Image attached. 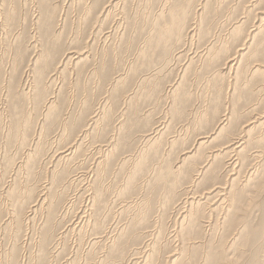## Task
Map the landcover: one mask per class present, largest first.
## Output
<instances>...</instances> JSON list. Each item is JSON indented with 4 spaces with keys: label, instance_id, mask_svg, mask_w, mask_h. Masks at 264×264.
<instances>
[{
    "label": "rangeland",
    "instance_id": "374dc122",
    "mask_svg": "<svg viewBox=\"0 0 264 264\" xmlns=\"http://www.w3.org/2000/svg\"><path fill=\"white\" fill-rule=\"evenodd\" d=\"M109 1L110 0H0V103L5 109V112L3 111L4 114L0 115V192L5 191L2 190V187H4V189H8L7 186L9 185L13 187V189L15 190H13V192L18 194L19 197L21 194L18 193V191H20V189H22L23 187V196L21 195L19 198L20 202H23L21 204L23 205L24 210L29 212L28 206L32 205L36 201L38 196L42 193L41 188L45 186H50V182H52L51 177L53 176V170L55 169L54 166L57 161L63 159V162L58 167V169L68 168L70 169V172H72L70 173V175H82L81 173L86 174L87 172L86 175L89 181L88 184V181L86 182L85 180L83 181V185L82 183L78 184L77 182H75V186L71 185L67 188L68 197L75 200L78 195L81 194L78 193V191L80 192V187L88 186L92 182V180L96 178L93 172L97 168L96 164H98L100 160H105V158H107V155L114 149L113 145H117L114 150V153L110 154L107 158L109 162V164L107 165L108 167L105 164H103L102 167L103 177L101 178L100 183H102L103 186L105 185L104 189L106 198L108 200H111V202L113 201L115 206H113L110 202V204L113 206L112 209L114 208L113 211L109 213V218L107 222V227H109L107 230L110 234L108 232L105 233L106 236L102 241L99 242L100 245H98L96 239H93L94 234L88 233L86 235H80L78 232L79 229H77L76 232L75 230H73V225L76 218V215H74L73 213L71 216L67 215L65 217V220L63 219L64 217L60 218L55 233L56 239L52 238L48 241V243L50 244L48 248H44V253L46 255L44 254V257L42 258L40 256L39 248L40 240L42 237V230L40 229V226L42 225L40 223V218H34L33 221L22 219V217L17 218V220L15 218V220H13V222H15H12L13 224L7 227L6 220L9 215H6V212L4 213L5 209H7L6 207H4L3 214L1 215L2 223L4 225L0 224V264H98L107 255H109V252L111 251L110 246L113 244L112 242H114L116 238L120 237L122 234L125 233H123V230L129 220L128 218H130L129 215L136 214V217H138L137 214L142 215L145 213L149 214L151 224H155L157 223L156 221H158L159 225L156 228L155 232L160 233L159 228H162L163 234L161 239L157 242L158 247H155L156 252L153 256L152 264H171L170 259L172 256H170L169 254H172L176 250H174V248H176V245L179 242L177 243L173 240V238H168V233L170 230L173 229L174 220L178 218L179 215L177 211L174 210V212L171 213L170 217L172 221L168 217L163 221H159V214H157V212L154 213L153 210H155L160 205V196L158 195L157 190L148 188L149 186H147L149 185L148 179L150 180L152 178V175L150 176L151 172L153 171L152 169H168L170 165L175 166L177 164V159L179 155L182 154L184 149L187 147H191L196 138L199 137L201 134L210 131V129H212L213 126H215L222 118V112H224L225 109L227 110V112H231L229 128L231 127L233 129L234 127L233 132H240L243 133L245 136L246 129L252 126H246V123L249 124V122L252 121L256 115L264 113V90H262L264 89V76L260 77L264 74V70L261 72V74H258V72H255L254 70L258 66L264 69V63H262V61L264 60H262V57H264V47L258 50H254L255 45H252V40H249V30L255 24V21L253 20H255L256 16H254V14L256 13L255 15L258 16L260 13L257 14V12H259V10L264 9V0H259L260 3L257 4V6L251 10L254 13L248 11L252 8H250L248 5L253 2L256 3L258 0H213L212 5L215 6L216 4V10L214 11L215 13L217 12L216 15L214 14V12H211L213 13V15L209 14L208 10L209 8H211V5L208 6L209 8L206 10V12L203 11L204 8L203 10H200L201 12H203L205 18V20L201 24L202 27H198V36H200L199 38H201V42H199L198 37L188 39L190 40V42L187 40V46H183L181 44L183 48L186 46L184 48L183 53L181 54L182 57H180V54V56L175 55L177 50L180 51L179 49H183L182 47H178L169 56V60L167 62L164 58L165 54L161 51V49H154V52V50L150 46H148L146 41L147 37L152 32H155V30L157 29V25L155 26L154 24L157 15L159 14L157 11L160 10L159 12H161V8H163V3L166 0H119L120 3L118 4V6L116 5V7H110L112 9V12L110 11V8H107ZM220 1H223V3ZM239 1L241 3H239ZM245 1H247L248 4L247 2L245 3ZM177 2H179V0H175L174 4H177ZM225 3H228L229 5ZM224 4L227 8L228 6L230 8L226 10V8L223 7ZM244 7H246V9L248 8L247 11ZM106 13L109 15H107ZM250 13L253 15L254 19ZM242 16H246L242 18V21L245 20L247 22L244 21L240 28L242 29L240 30L241 33L239 32V34H237L235 32L234 24L236 25V22ZM215 20L217 21L215 22ZM208 24L210 25L209 27L212 30L209 35H206L205 32L203 33L202 30L204 29L202 28H206ZM247 25H249V27ZM247 30L248 32H246ZM199 32L202 34L200 35ZM220 35L221 37H223L220 38ZM211 36H214V38H211ZM234 36L238 38L239 42H237L238 40H233L235 38ZM240 37H243L244 39H241ZM226 38L228 41L226 40ZM194 40L196 44L199 43L200 45H196L194 43ZM242 41L243 44H241ZM226 42L229 43L227 46L228 48L226 47ZM182 43L184 44V41ZM189 43H191V45H189ZM192 43L194 44V46H192ZM221 43L225 44L222 45ZM215 44L217 46L224 47V50L226 51L225 54L223 52L224 58L226 59L224 60L225 62H228L229 58L231 59L233 56H236L242 51H247L249 53V55H244L245 59L242 58L244 65H242V60L241 63H239L240 65L237 64V66H239L240 68V71H244V75L242 76L243 79L240 78L238 80L236 79L237 77H235L237 66H233L231 71L228 70L229 68H223V62V65L220 64L218 66H215L214 63L213 65H210V62L208 61L210 60L208 50L210 49L211 45ZM230 44H232L233 46ZM234 46H236L237 48ZM240 46L245 49L239 51L238 49L241 48ZM248 48L253 49L249 52ZM228 49L232 53L228 52ZM77 50H79L80 52L86 50L85 54L83 55L84 59L81 60L80 63L77 58H72V60L68 62L69 65L65 64L66 66L64 65L63 67L59 66V64H62L61 61L63 60L62 56L64 55V52L71 51L72 53H70V55L76 56L79 54V51ZM196 50L197 52H195ZM144 51L148 52L143 55ZM200 51H203V53ZM234 51L236 52L233 54ZM251 51H254V55L253 53L251 54ZM259 51L261 52L260 54ZM227 52L229 54H227ZM194 53H198V57L200 56V58H198L200 64L198 62H195V65L202 68H194L195 73V69H198L196 75L192 76L193 73L191 72L193 71L189 73V76H191L189 77V81L191 80L189 82V91L191 92L192 97L195 95V98L193 97L194 99H192V97L190 96V100L186 101V103L188 102L186 106V103L181 102L180 100H178L177 102L174 101V90L171 88V85L172 83H175L179 80L183 68L185 67L186 62L188 60L187 58H189L190 56L192 57V55H195ZM204 54H207L208 57L206 58V55ZM252 55L255 58L252 57ZM203 56L206 58V61ZM172 57H174L175 59ZM178 57H180V59ZM246 58H248L249 60ZM256 58L257 61L260 59L259 62L256 61ZM253 59L255 60L253 61ZM181 60H183V62ZM255 63H258L260 65L257 66ZM241 65L244 69H241ZM248 65L251 70L249 69ZM158 66H160L159 68L161 69V75L159 72L156 73V71L160 70ZM207 67L209 69H207ZM164 68L166 69V71H164ZM203 69L204 71H202ZM220 71L222 72L219 73ZM24 73H26L27 75L29 74V78L31 80L26 86H24L23 83V86L26 87L25 91H30L31 88L34 86H36L34 87V89H36L35 92H33L34 104H25L26 110L29 109L28 111H30L32 109L33 111L32 118L34 120V123L33 126L27 131L26 142L24 144H21L19 137L16 133V131H18V128L16 129L18 117L16 115V112L14 111V104H18L19 101L17 100V98L14 97V94L16 93V91H20V88L18 87L19 80L22 78V75H26ZM152 73H155L156 76ZM246 73L249 74L247 75ZM253 73L257 74H254L252 76ZM197 74L199 78H197ZM213 74H216L215 77ZM118 75H120V78H123L119 79V83L117 82L118 85L123 83L122 85L124 86L122 87V85H119V88L116 89L115 87L117 83H115V80L117 79ZM149 75H151L150 79L148 81L146 80L145 82H143L144 76L149 77ZM152 77L155 79H153ZM215 78H217L218 80H216ZM51 81H53V83ZM231 81L233 85L230 83ZM140 82L142 85L140 84ZM215 83H217L219 87L217 85L215 86ZM245 83L249 85L247 86ZM191 84L193 85L192 87ZM195 84L197 85L196 87ZM206 84L209 89L206 88ZM226 84L228 85L226 86ZM235 85H237V87ZM44 86L45 88H47L46 94L50 91L56 92L55 96L57 97L56 100L58 102L59 108L57 113L58 116L49 115L46 117V115H48L47 111H49L46 102L44 103V101L46 100H44L43 97L39 96V92L37 91L40 90L38 89L39 87L43 88L44 90ZM243 86H245L244 90ZM28 87L30 89H28ZM204 87L207 90H205ZM215 87H218L219 90L217 88L215 89ZM222 87H224V89L227 87L228 88L224 90ZM146 89L153 92L155 91L153 94H156L154 96L152 95L151 98L144 99L143 91H145ZM156 90L158 91V93ZM203 91H206V93ZM208 91L212 93L210 94ZM141 92L142 94H140ZM202 92L206 95V97L205 95H203ZM213 92L215 95L213 94ZM219 92L221 93L219 94ZM233 92L236 94V98L234 97ZM157 94L159 98L156 97ZM211 96L213 98H216L211 100ZM129 97L134 99V103L132 99L130 100ZM155 98H157L158 100ZM203 98H205L206 100L204 99V101H202ZM233 99L235 101H233ZM150 100L152 102H150ZM156 100L157 103L155 102ZM222 101L223 103H221ZM20 103H22V101H20ZM135 105L139 106L137 107ZM218 105H220L221 108ZM174 106L180 107L184 115L181 114L179 116L176 110H174ZM98 107L100 108V111ZM199 107L200 109L197 111ZM211 109H213V111ZM184 111H186V113ZM95 113L98 116L96 117L98 121L91 125L92 128L90 129L88 123H90L91 121L90 117H92V115H95ZM232 113H234L236 116ZM185 114L188 116H186ZM203 115L207 118L205 117L206 119H202ZM197 116L198 125L196 126L195 123H192V121ZM212 117H215V119L213 120ZM207 119L208 123L206 122ZM204 123L206 125H203ZM192 124L194 125L192 126ZM243 125H245L244 128L242 127ZM87 126L89 127L88 131H84L83 129H85ZM106 126L108 127V129ZM204 126L208 127L204 128ZM157 129L160 130L157 131ZM262 132H264L263 124L260 125L258 129L254 132L255 134L252 133L253 136L251 135V138L258 136V134L260 135ZM81 133L84 134L82 136H79L81 140H76L78 139V135H80ZM147 133L148 135L151 134L152 136L158 133L155 136L156 139H158L156 140V145L152 148V150L148 147L149 149L146 148L147 151H143V146L145 144L147 146H150L152 144L151 141L145 140L146 138H149L147 137ZM176 135L178 136L176 137ZM111 138L114 139L112 140ZM160 138L161 141L159 140ZM223 138L221 137L217 141L212 142V145L221 144L225 139ZM184 139H186L187 142ZM153 140L155 141V139ZM49 141L52 142V144ZM255 142L250 143L251 148H249L251 151L249 150L247 154L253 152V149H257V144ZM72 143H76L74 144L75 146ZM20 147L23 148L21 149ZM67 147L70 149L69 151L71 153L66 155L64 152H62L61 154V151L67 149ZM155 149L157 150L155 151ZM206 150L208 152L209 149ZM34 153L35 157L32 155ZM145 154L150 157L148 162L149 173L148 171L145 172L147 173V179L144 173L139 174L136 180V188L133 191L127 193L126 195H120V192L123 191L122 188L126 187L127 185L126 182L128 180V177L135 170V164L137 160H140L143 156H145ZM95 157L96 159H94ZM28 158H30V163H28V166L19 169L21 163L27 160ZM125 158H127L128 160ZM124 160H127L125 165H123ZM69 162L71 163L69 164ZM79 163L82 164L80 165ZM263 163L264 159L258 161L250 157L248 166H254V164H256V167L258 166L260 169H262L264 168ZM191 164L192 163L188 161L186 165H184V169L189 170L191 168ZM87 166L89 167L86 169ZM98 168L100 167L98 166ZM73 170L75 171L73 172ZM225 174L226 173H224V175ZM27 176L29 179L27 178ZM224 179L225 177H223L222 175V180ZM245 179L246 177H242V182H244ZM245 183L246 182H244L243 184ZM262 187H264V172L262 176L256 178V180L253 181V183L248 187L251 195L255 196L256 200L253 201L254 203H260L262 201L261 203L264 204V188ZM119 195L121 196V198ZM117 196L119 197V199L117 198ZM89 197L90 196L88 195V192L85 193L84 203L86 202V200H89ZM126 198L128 200H131V203L129 204L131 207L129 208L133 207L131 210L129 209L128 211H125L124 209H128L127 206L129 205L125 206L124 204H122V201ZM146 198L148 199V201L146 200L147 202H141L143 199ZM113 199L116 201H114ZM18 209L20 210L21 206ZM146 210H148L149 213H147ZM171 210H173V208H169V212ZM248 210L249 213H246V221L248 228L246 232L242 233V235L240 236H236V233L238 232H236L237 225L234 227L225 226L219 229L216 228L212 232V234L211 232H208V230L206 239L209 240L207 242L199 246L197 245V248H190L185 246L183 249H181V254L183 253L182 261H188L187 264H220V262L223 261V257H225L227 259V264H264V213L262 214L260 206H254L253 203L250 209ZM116 215H119V218H115ZM147 223L149 224V222ZM111 224L113 226H111ZM134 228V230L133 227L132 229H125L126 231L128 230V232L131 231V233L125 234L124 238L121 240V242L125 244L124 246L126 248L124 247L113 257L106 259V261L112 260V263L114 264H133V262L134 264H140V257L144 256L147 252H149V249L153 247L151 245L154 240V235L148 234V230L145 229V227L143 228L142 225L135 226ZM148 229L150 230L152 229V227ZM157 229L159 230L157 231ZM172 240L173 242H171ZM143 251L146 252L143 253ZM176 257H178V255ZM180 262L174 264H182Z\"/></svg>",
    "mask_w": 264,
    "mask_h": 264
},
{
    "label": "bare ground",
    "instance_id": "6f19581e",
    "mask_svg": "<svg viewBox=\"0 0 264 264\" xmlns=\"http://www.w3.org/2000/svg\"><path fill=\"white\" fill-rule=\"evenodd\" d=\"M177 1V0H176ZM213 0H179V2H177V4L175 3V0H166L163 3V8H161V12L157 11L159 14L157 15V18L154 22L155 26L157 25V29L155 30V32H152L146 39L148 46H150L153 50L154 49H161V51L165 54L164 58L166 59V62L169 60V56L172 54V52H174V50H176L178 47H182L184 45H186L188 42V39H193L195 37H200L198 36V27H202L201 24L203 23V21L205 20L203 12H201L200 10L204 8L203 11L206 12V10L209 8L208 6L211 5V8H209V14H212L211 12H214L216 10V4L215 6H213L212 4ZM248 1V0H247ZM245 1V3L247 2ZM250 1V0H249ZM254 1V0H253ZM223 3V1H220ZM252 2V1H251ZM120 3L119 0H110L107 8L110 7H116V5L118 6V4ZM161 3V1H160ZM221 3V4H222ZM229 3V1H228ZM225 3V4H228ZM239 3H241L239 1ZM260 1L258 0L256 3L253 2L251 4H249L248 6L251 8L248 11H251L253 8H255L257 6V4H259ZM224 4L223 7L226 8V10L228 8H230L228 6V8L226 7V5ZM248 4V2H247ZM263 4V1H262ZM229 5V4H228ZM239 5V4H238ZM261 5V4H260ZM259 5V6H260ZM103 6V5H102ZM120 6V5H119ZM124 6V5H123ZM106 7V6H105ZM121 7V6H120ZM213 7V8H212ZM220 7V6H219ZM123 8V7H122ZM221 8V7H220ZM224 8V9H225ZM233 8V7H232ZM246 9V7H244ZM260 8V7H259ZM114 9V8H113ZM117 9V8H116ZM213 9V10H212ZM222 9V8H221ZM223 9V10H224ZM248 9V8H247ZM246 9V11H247ZM258 9V8H257ZM112 9L110 8V11ZM212 10V11H211ZM119 11V10H118ZM230 11V10H229ZM234 11V10H233ZM258 11V10H257ZM112 12V11H111ZM202 14H201V13ZM253 12V11H251ZM217 13V12H216ZM216 13L214 12V14L216 15ZM233 13V12H232ZM254 13V12H253ZM260 13L258 16L254 14L255 20L253 15V21H255V24L253 25V27L249 30V40H252V45L254 44L255 48L254 50H258L260 48L264 47V9L263 10H259V12H257V14ZM107 14V13H106ZM249 14V17H250ZM109 15V14H107ZM206 15V13H205ZM214 15V16H215ZM218 15V14H217ZM228 15V14H227ZM231 15V14H230ZM248 15V14H245ZM213 16V18H214ZM108 17V16H106ZM120 17V16H119ZM208 17V16H206ZM211 17V16H210ZM228 17V16H227ZM231 17V16H230ZM246 17V16H242L239 20L236 22V25L234 24V28H235V32L237 34H239L241 25L244 23V21H242V18ZM248 17V18H249ZM118 19V17H117ZM116 19V20H117ZM208 19V18H207ZM216 19V18H215ZM227 19V18H226ZM231 19V18H230ZM258 19V20H256ZM120 20V19H119ZM248 20V19H247ZM214 21V20H211ZM217 20H215L216 22ZM230 21V20H229ZM232 21V20H231ZM258 21V22H257ZM247 22V21H245ZM250 22V21H249ZM235 23V22H234ZM257 23V24H256ZM225 24V23H224ZM251 24V23H250ZM210 25L208 24V26L206 28H202L204 30L203 33L205 32L206 35H209L211 32V28L209 27ZM233 26V25H232ZM245 26V24H244ZM249 27V25H247ZM246 26V27H247ZM245 27V28H246ZM115 29V28H114ZM200 29V28H199ZM116 30V29H115ZM119 30V29H118ZM201 30V29H200ZM199 30V31H200ZM231 30V29H230ZM248 30L246 32H248ZM201 31V32H202ZM110 32V31H109ZM230 32V31H229ZM243 32V31H242ZM231 33V32H230ZM233 33V32H232ZM241 33V32H240ZM105 34V33H103ZM199 34L201 35L202 33L199 32ZM243 34V33H242ZM248 34V33H247ZM246 34V35H247ZM219 35V34H218ZM232 35V34H231ZM235 35V34H234ZM244 36V35H242ZM106 37V36H105ZM110 37V36H109ZM108 37V38H109ZM209 37V36H207ZM206 37V38H207ZM223 37V36H222ZM220 35V38H222ZM235 37V36H234ZM246 37V36H245ZM248 37V36H247ZM101 38V37H100ZM107 38V37H106ZM186 41H185V39ZM211 38H214V36H211ZM219 38V39H220ZM228 38V37H227ZM226 38V40H227ZM236 38V37H235ZM233 40H238V38ZM241 39L243 37H240ZM96 39V38H95ZM240 39V42H241ZM244 39V38H243ZM97 40V39H96ZM197 40V39H196ZM201 38H199V42ZM213 40V39H212ZM225 40V38H224ZM232 40V41H233ZM184 41V44L182 43ZM190 42V40H188ZM198 41V40H197ZM207 41V40H206ZM210 41V40H209ZM208 41V42H209ZM228 41V40H227ZM187 42V43H186ZM193 42V41H192ZM217 42V40H216ZM223 42V40H222ZM239 42V40L237 41ZM246 42V41H245ZM248 42V41H247ZM195 43V40H194ZM198 43V42H197ZM220 43V42H219ZM227 43V42H226ZM232 43V42H231ZM250 43V42H249ZM250 43V44H251ZM183 46H182V45ZM193 44V43H192ZM196 44V43H195ZM214 44V43H213ZM222 44V43H221ZM225 44V43H224ZM222 44V45H224ZM229 43H227L226 47L228 46ZM234 44V43H233ZM236 44V43H235ZM243 44V41L242 43ZM239 44V45H241ZM246 44V43H245ZM248 44V43H247ZM189 45H191V43H189ZM196 45H200L199 43ZM210 45V44H209ZM232 45V44H230ZM187 46V45H186ZM185 46V47H186ZM194 46V44L192 45ZM206 46V45H205ZM233 46V45H232ZM238 46V44H237ZM251 46V45H250ZM184 47V48H185ZM190 47V46H189ZM236 47V46H234ZM241 47V46H240ZM184 48L180 51H176L175 55H181L184 51ZM195 48V47H194ZM202 48V47H201ZM208 48V46H207ZM228 48V47H227ZM226 48V49H227ZM237 48V47H236ZM191 49V48H190ZM198 49V48H196ZM231 49V48H230ZM245 48L241 47L238 50L242 51ZM249 49V48H248ZM253 48L249 49L252 50ZM87 50V48H86ZM86 50L80 52L79 50V54L78 55H70V52H64V55L61 58V63L59 64V66L63 67L65 64L69 65V61L72 60V58H77L79 60V63L81 60L84 59L83 55L85 54ZM189 50V49H188ZM229 50V49H228ZM232 50V49H231ZM67 51V50H66ZM73 51V50H72ZM204 51V50H203ZM203 51H200L203 53ZM246 51V50H245ZM76 52V50H75ZM73 52V53H75ZM148 52V51H147ZM146 51L143 52V55H145L147 53ZM155 52V50H154ZM189 52V51H188ZM197 52V50L195 51ZM226 53V51L224 50V47L221 46H217L215 45H211L210 49L208 50V55L210 56V60H208L210 62V65L214 63L215 66L218 65H223L222 62L224 63L223 68L228 70H231L232 67H236L237 64L241 63L242 58H244V55H249V53L246 51H242L240 53H238L236 56H233L231 59H228V62H225L224 60H226L224 58V55ZM230 52V50L228 51ZM227 52V54H229ZM236 51L233 52V54ZM254 52V51H253ZM251 51V54L253 53ZM264 52V51H263ZM262 52V53H263ZM191 53V52H190ZM207 53V52H206ZM232 53V52H230ZM258 53V52H257ZM261 52L259 51V54ZM185 54V52H184ZM195 55H192V57L190 56L189 58H187V62L185 67L183 68V71L181 73V76L179 78V80L175 83H172L174 81H172V89L173 91V96H174V101H178L180 100L181 102L186 103V101H189L190 98L192 97L191 92L189 91V73L191 71L192 76L196 75V73L194 72V68H197L198 66L195 65V62H200L198 61V58H200V56L198 57V53H194ZM226 54V56H227ZM256 54V53H255ZM142 55V57H143ZM174 55V56H175ZM179 55V56H180ZM187 55V53H186ZM185 55V56H186ZM202 55V54H201ZM206 58L208 57L207 54ZM254 55V53H253ZM252 55V57H254ZM184 56V57H185ZM146 57V56H145ZM144 57V59H145ZM149 57V56H148ZM182 57V55L180 56ZM180 57H178L180 59ZM204 57V56H203ZM202 57V58H203ZM248 57V56H246ZM261 57V56H260ZM259 57V58H260ZM37 58V57H36ZM171 58V57H170ZM174 58V57H172ZM177 58V57H176ZM186 58V57H185ZM184 58V59H185ZM201 58V59H202ZM205 58V57H204ZM205 58V61H206ZM255 58V57H254ZM139 59V58H138ZM143 59V58H142ZM143 59V60H144ZM175 59V58H174ZM245 59V58H244ZM248 59V58H246ZM264 59V57H262V60ZM37 60V59H36ZM39 60V59H38ZM142 60V61H143ZM151 60V59H150ZM159 60V59H158ZM178 60V59H177ZM249 60V59H248ZM252 60V59H251ZM255 59H253L254 61ZM260 60V59H259ZM259 60L256 61L259 62ZM183 62V60H181ZM204 61V60H202ZM201 61V62H202ZM160 62V61H159ZM164 62V61H163ZM177 62V61H176ZM248 62V61H247ZM37 63V61H36ZM173 63V62H172ZM197 63V64H198ZM243 60H242V65L243 64ZM246 63V62H245ZM249 63V62H248ZM262 63H264V60L262 61ZM171 64V63H170ZM180 64V63H179ZM185 64V62H184ZM200 64V63H199ZM202 64V63H201ZM205 64V63H204ZM253 64V63H252ZM251 64V65H252ZM256 64V63H255ZM165 65V64H164ZM209 65V64H208ZM240 65V64H239ZM241 65V67H242ZM257 66L260 64H256ZM264 65V64H263ZM35 66V65H34ZM58 66V67H59ZM66 66V65H65ZM168 66V65H167ZM179 66V65H178ZM253 66V65H252ZM103 67V66H102ZM137 67V66H136ZM160 66H158L159 68ZM169 67V66H168ZM167 67V68H168ZM249 67V65H248ZM247 67V69H248ZM157 68V69H158ZM162 68V67H161ZM182 68V67H181ZM200 68V67H198ZM202 68V67H201ZM200 68V69H201ZM204 68V67H203ZM212 68V66H211ZM239 66H237V70H236V74L235 77H237L236 79H240L242 78V76L244 75V71H240ZM246 68V67H245ZM255 68V67H254ZM262 67L258 66L256 67L255 72H258V74L264 70ZM65 69V68H64ZM68 69V66H67ZM160 69V68H159ZM165 69V68H164ZM207 69H209L207 67ZM241 69H244L243 67ZM250 69V67H249ZM32 70V69H31ZM57 70V69H56ZM138 70V69H137ZM154 70V69H153ZM221 70V68H220ZM251 70V69H250ZM102 71V70H101ZM133 71V70H132ZM135 71V70H134ZM155 71V70H154ZM161 69L156 71V73H160L161 75ZM166 71V69L164 70ZM201 71V70H200ZM204 71V69L202 70ZM219 71V69H218ZM232 71V70H231ZM44 72V71H43ZM96 72V71H95ZM222 71H220L219 73H221ZM226 72V71H225ZM224 72V73H225ZM230 72V71H229ZM247 72V71H246ZM249 72V70H248ZM135 73V72H133ZM132 73V74H133ZM206 73V72H205ZM232 73V72H231ZM251 73V72H250ZM26 74V73H24ZM151 74V73H150ZM153 74V73H152ZM200 74V73H199ZM218 74V73H217ZM223 74V73H222ZM247 74V73H246ZM249 74V73H248ZM247 74V75H248ZM256 75L257 73H253V75ZM38 75V74H37ZM134 75V74H133ZM136 75V74H135ZM155 75V73L153 74ZM214 75V74H213ZM216 75V74H215ZM214 75V77H215ZM220 75V74H219ZM51 76V75H50ZM156 76V75H155ZM229 76V75H228ZM258 76V75H257ZM264 74L260 77H263ZM30 75L26 74V75H22V78L19 80V90L20 91H16V93L14 94V97L17 98V100L19 101L18 104H14V111L16 112L17 115V123H16V129L18 128V131H16L17 136L19 137V140L21 142V144H24L26 142V135H27V131L28 129H30L33 126L34 120H33V114H32V109L30 111L26 110L25 108V104H34V95L33 92H35L34 87L31 88L30 91H25L24 86L28 85V82L31 81L30 80ZM134 77V76H133ZM141 77V76H140ZM151 75L148 76H144L143 78V82H145L146 80L148 81L150 79ZM196 77V76H195ZM201 77V76H200ZM207 77V76H206ZM225 77V76H224ZM223 77V79H224ZM246 77V76H245ZM244 77V78H245ZM122 78V77H121ZM120 75L117 76V79L115 80V83H119V79ZM127 78V77H126ZM139 78V77H138ZM153 78V77H152ZM197 78H199L198 74H197ZM220 78V77H219ZM257 78V77H255ZM254 78V79H255ZM264 78V77H263ZM262 78V80H263ZM123 79V78H122ZM155 79V78H153ZM194 79V78H193ZM201 79V78H200ZM213 79V77H212ZM216 80H218L217 78H215ZM214 79V80H215ZM231 79V77H230ZM233 79V77H232ZM243 79V78H242ZM252 79V80H254ZM50 80V79H49ZM195 80V79H194ZM213 80V81H214ZM226 80V78H225ZM126 81V80H125ZM142 81V80H141ZM159 81V80H158ZM157 81V82H158ZM199 81V79H198ZM211 81V79H210ZM221 81V80H220ZM233 81V80H232ZM232 81L230 82L232 85ZM264 81V80H263ZM261 81V82H263ZM53 83V81H51ZM122 82V81H121ZM124 82V81H123ZM142 82V83H143ZM151 82V81H150ZM160 82V81H159ZM217 82V81H215ZM225 82V81H224ZM242 82V80H241ZM24 83V86H23ZM31 83V82H30ZM55 83V82H54ZM116 85V89L119 88V84ZM197 83V82H196ZM209 83V82H208ZM211 83V82H210ZM228 83V82H226ZM235 83V82H234ZM237 83V80H236ZM240 83V82H238ZM126 84V83H125ZM141 84V82H140ZM139 84V85H140ZM152 84V83H151ZM156 84V83H155ZM159 84V83H158ZM170 84V83H169ZM246 84V83H245ZM47 85V84H46ZM142 85V84H141ZM215 86L217 85V83L214 84ZM220 85V84H219ZM224 85V84H223ZM228 84H226L227 86ZM230 85V84H229ZM239 85V84H238ZM247 86L249 84H246ZM260 85V84H259ZM124 85H122L123 87ZM169 86V85H168ZM193 85L191 84V87ZM197 85L195 84V87ZM207 86V84H206ZM218 86V85H217ZM222 86V85H221ZM237 87V85H235ZM159 87V86H158ZM214 87V86H213ZM219 87V86H218ZM218 87H215V89L217 88L219 90ZM230 87V86H229ZM243 86V90H244ZM45 88V86H44ZM142 88V86H141ZM151 88V86H150ZM207 89L208 86L206 87ZM224 89V87H222ZM221 88V89H222ZM228 88V87H227ZM227 88H225L224 90H226ZM233 88V87H232ZM242 88V87H241ZM28 89H30L28 87ZM40 90H37L39 92V96L43 97L44 103L46 102L49 111H47V116H54L57 115L58 113V102H57V97L55 96L56 92H52L50 91L49 93L46 94V90L47 88H45L43 90V88H38ZM57 89V88H56ZM115 89V90H116ZM149 89V86H148ZM146 89L145 91H143V97L145 98H151V96L155 95L153 94V91H150ZM155 89V88H154ZM159 89V88H158ZM157 89V90H158ZM205 89V87H204ZM205 89V90H207ZM213 89V88H212ZM220 89V90H221ZM222 89V90H223ZM247 89V87H246ZM24 90V91H23ZM121 90V89H120ZM156 90V91H157ZM171 90V89H170ZM191 90V89H190ZM223 90V91H224ZM233 90V89H232ZM238 90H239V86H238ZM264 90V89H262ZM141 91V90H140ZM197 91V90H195ZM211 91V90H210ZM214 91V90H213ZM230 91V89H229ZM235 91V90H234ZM260 91V90H259ZM139 92V91H138ZM206 93V91H203ZM202 92V93H203ZM209 92V91H208ZM215 92V91H214ZM213 92V94H214ZM158 93V91H157ZM160 93V92H159ZM210 93V92H209ZM212 93V92H211ZM210 93V94H211ZM221 92H219L220 94ZM234 93V92H233ZM131 94V93H130ZM139 94V93H138ZM142 94V92L140 93ZM196 94V93H195ZM212 94V95H213ZM223 94V93H222ZM221 94V95H222ZM200 95V94H198ZM202 95V94H201ZM203 95H205L203 93ZM208 95V94H207ZM215 95V94H214ZM218 95V94H217ZM236 94L234 93V97ZM138 96V95H137ZM141 96V95H140ZM161 96V95H160ZM191 96V97H190ZM195 96V95H194ZM193 96V97H194ZM131 97V96H130ZM129 97V98H130ZM156 97H158V94L156 95ZM190 97V98H189ZM192 97V99H194ZM206 97V95H205ZM212 97V96H211ZM136 98V97H135ZM138 98V97H137ZM142 98V97H141ZM140 98V99H141ZM159 98V97H158ZM197 98V97H196ZM209 98V97H208ZM216 98V97H214ZM213 97L211 98L214 99ZM233 98V97H232ZM234 98V99H235ZM132 99V101L134 100L133 98H130V100ZM157 99V98H155ZM205 98H203L202 101H204ZM233 99V101H235ZM154 100V99H152ZM158 100V99H157ZM157 100L155 101L157 103ZM206 100V99H205ZM223 100V99H222ZM237 100V99H236ZM20 101H22V103H20ZM145 101V100H143ZM148 101V99H147ZM199 101V100H198ZM208 101V99H207ZM221 101V99H220ZM239 101V100H238ZM150 102H152L150 100ZM153 102V103H155ZM175 102V103H176ZM201 102V101H200ZM217 102V101H216ZM3 103V102H2ZM20 103V104H19ZM134 103V101H133ZM139 103V102H138ZM188 103V102H187ZM186 103V106H187ZM212 103V102H211ZM220 103V102H219ZM223 103V101L221 102ZM5 104V103H4ZM136 104V103H135ZM190 104V102H189ZM188 104V105H189ZM197 104V103H194ZM204 104V102H203ZM213 104V103H212ZM7 105V104H6ZM185 105V104H184ZM216 105V104H215ZM214 105V107H215ZM2 106V107H1ZM134 106V104H133ZM137 106V105H135ZM139 106V105H138ZM137 106V107H138ZM176 106V104H175ZM174 106V107H175ZM193 106V105H192ZM213 106V105H212ZM220 106V105H218ZM217 106V107H218ZM60 107V106H59ZM100 107V106H99ZM98 107V108H99ZM211 107V105H210ZM28 108V106H27ZM134 108V107H133ZM213 108V107H212ZM221 108V106H220ZM104 109V107H103ZM194 109V108H193ZM200 109V107L197 109V111ZM206 109V108H205ZM46 110V108H45ZM176 112L179 114V116L181 114H183V112L181 111L180 107H175ZM189 110V109H188ZM192 110V109H191ZM204 110V108H203ZM207 110V109H206ZM213 111V109H211ZM215 110V109H214ZM217 110V109H216ZM5 109L3 108V105L0 103V115H3ZM95 111V110H94ZM100 111V108H99ZM171 111V110H170ZM196 111V112H197ZM208 111V110H207ZM135 112V111H134ZM174 112V111H173ZM186 113V111H184ZM211 112V111H210ZM261 112V111H260ZM64 113V112H63ZM190 113V112H189ZM188 113V115H189ZM205 113V112H204ZM215 113V111H214ZM217 113V112H216ZM231 113V112H230ZM230 113L227 112V110L225 109L224 112H222V118L219 120V122L212 127V129H210V131L204 132L203 134H201L199 137L196 138V140L193 142V145L191 147H187L184 149V151L182 152L181 155H179L178 159H177V164L175 166H169L168 169H155L153 168L150 176L152 175V178L149 180L148 179V184L147 186H149L148 188L151 189H155L158 191V195L160 196V205L159 207H157L154 211L157 212V214H159V221H163L164 219H166L167 217L170 218L171 217V213L175 211H177L178 213V218H176L174 220V226L173 229L169 231L168 238H173L174 241H176L178 244L176 245V248H174V252L172 254H169L171 257L170 262L171 264L174 263H182V264H187L188 261H182L183 259V253L181 254V249H183L185 246L186 247H190V248H197V245H201L204 244L205 242H207L208 240L206 239V235L208 232H212L216 229V228H222V227H234L237 225V230H236V236L237 235H242V233L247 231V221H246V213H249V210L252 203L254 204V206L259 207L261 209L262 214L264 213V204H262L261 202H253L255 201V196H252L248 187L253 183V181L256 180V178H259L260 176H262L263 172H264V168L260 169L258 166L256 167L254 164V166H248V162L250 160V157H252L255 160H263L264 159V132H262L260 135H257L256 132V137H252L251 135L252 133H254L258 127L260 125H264V113H260L258 115H256L254 117V119L252 121H250L249 119V124H247L246 122V126L252 125L251 127H249L248 129H246V136L243 133H237V132H233V129L230 127L229 128V124H230ZM255 113V112H254ZM15 114V113H14ZM105 114V113H104ZM151 114V113H150ZM234 114V113H232ZM237 114V113H236ZM174 115V114H173ZM184 115V114H183ZM186 115V114H185ZM186 115V116H188ZM193 115V114H192ZM197 115V114H196ZM195 115V116H196ZM206 115V114H205ZM209 115V114H208ZM220 115V114H219ZM235 115V114H234ZM255 115V114H254ZM58 116V115H57ZM100 116V115H99ZM148 116V115H147ZM150 116V115H149ZM172 116V115H171ZM207 116V115H206ZM205 116V117H206ZM216 116V115H215ZM221 116V115H220ZM219 116V117H220ZM236 116V115H235ZM242 116V115H241ZM98 117L97 114L95 113V115H92L91 121L90 123H88V126H90V129L92 128L91 125H93L94 123H96L98 121V119L96 118ZM106 117V116H105ZM202 117V116H201ZM204 115L202 117L205 118ZM208 117V116H207ZM206 117V118H207ZM233 117V116H232ZM240 117V116H239ZM67 118V117H66ZM181 118V117H180ZM183 118V117H182ZM185 118V117H184ZM205 118V119H206ZM218 118V117H217ZM65 119V118H64ZM107 119V118H106ZM173 119V118H172ZM201 119V120H202ZM204 119V120H205ZM212 119L214 120L215 117ZM233 119V118H232ZM231 119V120H232ZM240 119V118H239ZM46 120V119H45ZM100 120V119H99ZM186 120V119H185ZM200 120V121H201ZM212 120V122H213ZM166 121V120H165ZM187 121V120H186ZM189 121V120H188ZM194 121V122H193ZM192 123H195V125H198V116L195 117V119H193ZM199 121V122H200ZM235 121V120H234ZM107 122V120H106ZM167 122V121H166ZM173 122V121H172ZM208 123V119L206 121ZM205 122V123H206ZM65 123V122H64ZM105 123V121H104ZM189 123V122H188ZM203 125H206V124ZM255 123V124H253ZM61 124V122H60ZM85 124V123H84ZM101 124V123H100ZM161 124V123H160ZM169 124V123H167ZM186 124V123H185ZM238 124V123H237ZM107 125V124H106ZM165 125V124H164ZM172 125V124H171ZM189 125V124H188ZM194 124H192L193 126ZM211 125V124H210ZM67 126V125H66ZM86 127L85 129H83L84 131H88L89 127ZM158 126V125H157ZM183 126V125H182ZM101 127V126H100ZM107 127V126H106ZM156 127V126H155ZM154 127V128H155ZM208 126H204V128H206ZM243 128L245 127V125L242 126ZM64 128V127H63ZM68 128V127H67ZM84 128V127H83ZM95 128V127H94ZM97 128V127H96ZM159 128V127H158ZM163 128V127H162ZM198 128V127H197ZM108 129V127H107ZM184 129V128H183ZM232 129V130H231ZM35 130V129H34ZM46 130V129H45ZM82 130V129H81ZM160 129H157V131H159ZM163 130V129H162ZM165 130V128H164ZM168 130V129H167ZM260 130V129H259ZM67 131V130H66ZM96 131V130H95ZM186 131V130H185ZM197 131V130H196ZM195 131V132H196ZM204 131V130H203ZM202 131V132H203ZM37 132V131H36ZM83 132V131H82ZM91 132V131H90ZM104 132V131H103ZM168 132V131H167ZM193 132V131H192ZM14 133V132H13ZM15 133V134H16ZM159 133V132H158ZM157 133V134H158ZM259 133V131H258ZM41 134V133H40ZM58 134V133H57ZM100 134V133H99ZM156 134V135H157ZM163 134V133H162ZM183 134V133H182ZM190 134V133H188ZM192 134V133H191ZM195 134V133H194ZM198 134V133H197ZM255 134V133H254ZM84 135L83 133H81L80 135H78V139L76 140H81L79 136ZM148 135V133H147ZM146 135V136H147ZM150 135V136H149ZM145 140L147 141H151L152 144L150 146H147L146 144L143 146L144 150L143 151H147L146 148H150L152 150V148L156 145V135L154 134L153 136L151 134H149ZM16 136V137H17ZM35 136V135H34ZM44 136V135H43ZM126 136V135H125ZM159 136V135H158ZM178 135H176L177 137ZM190 136V135H189ZM253 136V135H252ZM60 137V136H59ZM145 137V136H143ZM161 137V136H160ZM195 137V135H194ZM223 138L224 141L219 144V145H212V142L217 141L219 138ZM40 138V137H39ZM38 138V139H39ZM83 138V137H82ZM163 138V136H162ZM179 138V137H178ZM183 138V137H182ZM249 138V139H248ZM51 139V138H50ZM107 139V138H106ZM112 139V138H111ZM114 139V138H113ZM112 139V140H113ZM155 139V141L153 140ZM169 139V138H168ZM193 139V138H191ZM18 140V141H19ZM33 140V139H32ZM42 140V139H41ZM58 140V139H57ZM62 140V139H61ZM161 141V138L159 139ZM182 140V139H181ZM186 141V139H184ZM188 140V138H187ZM222 140V139H220ZM28 141V140H27ZM30 141V140H29ZM34 141V140H33ZM60 141V139H59ZM183 141V140H182ZM256 141V142H255ZM50 142V141H49ZM178 142V141H177ZM181 142V141H180ZM187 142V141H186ZM256 143V147L257 149H253V152H251L250 154H247L250 150V143ZM33 143V142H32ZM52 144V142H50ZM54 143V142H53ZM79 143V142H78ZM123 143V142H122ZM131 143V142H130ZM146 143V142H144ZM158 143V142H157ZM162 143V142H161ZM184 143V142H183ZM219 143V142H218ZM27 144V143H26ZM31 144V143H30ZM63 144V143H62ZM73 144V143H72ZM76 144V143H74ZM73 144V145H74ZM109 144V142H108ZM111 144V143H110ZM169 144V143H168ZM56 145V143H55ZM98 145V144H97ZM129 145V144H128ZM170 145V144H169ZM75 146V145H74ZM100 146V145H99ZM127 146V145H126ZM160 146V145H158ZM185 146V145H184ZM254 146V145H253ZM46 147V146H44ZM54 147V146H53ZM73 147V146H72ZM97 147V146H96ZM114 149L107 155V158L109 157L110 154L114 153L115 148L117 147V145H113ZM176 147V146H175ZM250 147V148H249ZM21 148V147H20ZM23 148V147H22ZM21 148V149H22ZM31 148V147H30ZM50 148V147H49ZM56 148V147H55ZM65 148V146H64ZM63 148V149H64ZM71 148V146H70ZM77 148V147H76ZM93 148V147H92ZM148 148V149H149ZM165 148V147H164ZM171 148V147H170ZM26 149V147H25ZM39 149V148H38ZM43 149V148H42ZM45 149V148H44ZM48 149V148H47ZM206 149H209L208 152ZM31 150V149H30ZM50 150V149H49ZM55 150V149H54ZM70 149L67 147V149L62 150V152H64L66 155H68L69 153H71L69 151ZM74 150V149H73ZM157 149H155L156 151ZM161 150V149H160ZM33 151V150H32ZM48 151V150H47ZM95 151V150H94ZM142 151V152H143ZM166 151V150H165ZM251 151V150H250ZM30 152V151H29ZM57 152V151H56ZM55 152V153H56ZM27 153V152H26ZM33 153V152H31ZM39 153V152H38ZM37 153V154H38ZM45 153V152H44ZM54 153V152H53ZM59 153V152H58ZM90 153V152H89ZM94 153V152H93ZM146 153V152H145ZM162 153V152H161ZM172 153V152H171ZM23 154V153H22ZM166 154V153H165ZM170 154V153H169ZM177 154V153H176ZM33 156L35 155L32 154ZM44 155V154H43ZM46 155V154H45ZM65 155V156H66ZM72 155V154H71ZM97 155V154H96ZM105 155V154H104ZM143 155V154H142ZM150 155V154H149ZM156 155V154H155ZM32 156V157H33ZM48 156V155H47ZM89 156V155H88ZM141 156V155H140ZM29 157V156H28ZM35 157V156H34ZM38 157V155H37ZM36 157V158H37ZM99 157V156H98ZM113 157V156H112ZM124 157V156H123ZM169 157V156H167ZM22 158V157H21ZM46 158V157H45ZM89 158V157H88ZM105 158V160H100L98 162L97 168L98 166L100 168H96L93 172H94V176L96 178H94L92 180V182L88 185V186H84V187H80V192L78 191V193L80 195H78V197L74 200L72 198L68 197V191L67 188L71 185L75 186V182H77L78 184L82 183L83 185V181L86 180V182L88 181V177H87V172L86 174L81 173L82 175H78V174H73L70 175V169H58V167L61 165V163L63 162V159L60 161H57V163L55 164V169L53 170V176L52 178V182H50V186H45L43 188H41V194L38 196V198H34L36 199V201L28 206L29 208V212L25 211L23 208V205L20 202V196L22 195L23 192V187L22 189H20V191H18V193H20L21 195L18 197V194L13 192V187L12 186H7L8 189H4V187H2V190L5 191H1L0 192V224L4 225L2 223V219H1V215L3 214V208L6 207L7 209H5L4 213L6 212V215H9L7 220H6V226L9 227L10 225H12L14 222L13 220H17V218H21L25 219V220H29V221H33L34 218L37 219V217L40 218V223L42 226H40V229L42 230V237L40 240V256L43 258L44 257V248H48L49 244L48 241L51 240L52 238L56 239V229H57V225L58 222L60 221V218L64 217L63 219L65 220L66 216L69 215L71 216L73 213L74 215H76L75 217V222L73 225V230H78L80 235H86L88 233L94 234L93 239H96V241L98 242V245L100 241H102L106 234L108 232V228L107 227V222H108V218H109V213H111L113 211L112 207L115 206L113 201L111 202V200H108L106 198V194H105V189L104 186L102 185L101 182V178L103 177L102 174V167L103 164H105L106 166L109 164L108 159ZM122 158V157H121ZM134 158V157H133ZM138 158V157H137ZM176 158V157H175ZM13 159V158H12ZM35 159V158H34ZM43 159V158H41ZM65 159H69V158H65ZM87 159V158H86ZM96 159V157L94 158ZM93 159V160H94ZM127 159V158H125ZM150 157L148 155L145 154V156H143L140 160H137L136 164H135V170L133 173H131V175L128 177L127 180V185L126 187H121L123 189V191L120 192V195H126L127 193L133 191L136 188V180H137V176L139 174L144 173L146 175V179H147V172L149 173V166H148V162H149ZM30 158H28L27 160H25L24 162L21 163L20 168L28 166ZM73 160V159H72ZM128 160V159H127ZM127 160H124L123 165L126 164ZM157 160V159H156ZM32 161V160H31ZM47 161V160H46ZM50 161V160H49ZM48 161V162H49ZM53 161V160H52ZM190 161L191 164V168L188 169H184V165H186V163ZM254 161V160H253ZM13 162V161H12ZM72 162V161H71ZM69 162V164L71 163ZM117 162V161H116ZM122 162V160H121ZM256 162V161H255ZM17 164V163H16ZM52 164V163H51ZM68 164V165H69ZM80 164V163H79ZM82 164V163H81ZM80 164V165H81ZM189 164V163H188ZM251 164V163H250ZM264 164V163H263ZM166 165V164H165ZM19 166V165H18ZM70 166V165H69ZM157 166V165H156ZM155 166V167H156ZM163 166V165H162ZM261 166V165H260ZM263 166V165H262ZM15 167V166H14ZM73 167V166H72ZM84 167V166H83ZM89 166L86 167V169ZM93 167V166H91ZM108 167V166H107ZM134 167V166H132ZM160 167V166H159ZM28 168V167H27ZM79 168V167H78ZM166 168V167H165ZM17 169V168H16ZM24 169V168H23ZM33 169V168H32ZM53 169V168H52ZM74 169V168H73ZM151 169V168H150ZM79 170V169H78ZM77 170V171H78ZM107 170V169H106ZM19 171V170H18ZM48 171V170H47ZM72 171V170H71ZM75 170H73L74 172ZM88 171V170H87ZM131 171V170H130ZM151 171V170H150ZM82 172V171H81ZM224 173H226L224 175ZM51 174V173H50ZM90 175V174H89ZM106 175V174H105ZM149 175V174H148ZM222 175L223 177H225L224 180H222ZM245 175V176H243ZM47 176V175H46ZM82 176V177H81ZM242 177H246L245 184H243L244 182H242ZM28 178V176H27ZM145 178V177H144ZM150 178V177H149ZM29 179V178H28ZM48 179V178H46ZM145 179V180H146ZM142 180V179H141ZM144 180V179H143ZM49 181V180H48ZM91 181V180H90ZM23 182V181H22ZM21 182V183H22ZM46 182V181H44ZM85 182V183H86ZM151 182V183H150ZM262 182V181H261ZM42 183V182H41ZM89 183V181L87 182V184ZM125 183V182H124ZM13 184V183H12ZM35 184V183H34ZM48 184V183H47ZM140 184V183H139ZM46 185V184H45ZM144 185V184H143ZM19 186V185H18ZM22 186V185H21ZM24 186V184H23ZM78 186V185H77ZM79 187V186H78ZM139 187V186H138ZM144 187V186H143ZM142 187V188H143ZM28 188V187H27ZM40 188V187H39ZM255 188V187H253ZM259 188V187H258ZM264 188V187H262ZM75 190V189H74ZM78 190V189H77ZM15 191V190H14ZM27 191V190H26ZM25 191V192H26ZM39 191V190H38ZM82 191V192H81ZM116 191V190H115ZM37 192V191H36ZM88 192L89 200H86V204L84 203L85 201V193ZM118 193V192H117ZM258 193V192H256ZM31 194V193H30ZM37 194V193H36ZM151 194V193H150ZM38 195V194H37ZM119 195V196H120ZM256 195V194H255ZM260 195V194H259ZM23 196V195H22ZM73 196V195H72ZM158 196V197H159ZM133 197V196H132ZM262 197V196H261ZM117 198L119 199V197L117 196ZM121 198V196H120ZM129 198V197H128ZM83 199V201H82ZM88 199V197H87ZM117 199V200H118ZM153 199V198H152ZM77 200V201H76ZM114 200V199H113ZM148 201V199H143L141 202H145ZM250 200V201H249ZM260 200V199H259ZM116 201V200H114ZM146 201V202H147ZM31 202V201H30ZM82 202V203H79ZM110 202L112 203V205L110 204ZM121 202V201H120ZM264 202V201H263ZM131 203V200H128L127 198L124 199L122 201V204H124L125 206L129 205ZM140 203V202H139ZM80 204V205H79ZM82 204V205H81ZM117 204V202H116ZM147 204V203H146ZM123 205V206H124ZM138 205V204H137ZM144 205V204H143ZM21 206V209L19 210L18 208ZM128 209H124L125 211H128L129 209L131 210L132 208L130 205L127 206ZM120 208V207H119ZM169 208H173V210H171L169 212ZM252 209V208H251ZM152 211V212H153ZM28 212V213H27ZM117 212V211H116ZM147 213H149L148 210H146ZM151 212V213H152ZM169 212V213H168ZM114 214V213H113ZM260 214V213H259ZM138 217H136V214H132L129 215L130 218H128V222L126 224V227L123 230V233L120 237L116 238V240L114 242H112L113 244L110 246L111 251L109 252V255H107L101 262H99L98 264H114L112 263V260L110 261H106V259L113 257L116 253L120 252L125 246V244L123 242H121V240L124 238L125 234L131 233L128 232V230L126 231L125 229H135V226L138 225H142L143 228L145 227V229H147V233L154 235V240L152 242L153 246L151 249H149V252H147L145 255L143 254L146 251H143V255L144 256H139L141 258L140 264H152L153 263V256L155 255V247L158 245V241L161 239L162 237V228L157 229V231L159 230V232H155L156 228L158 227V221H156L157 223L155 224H151V220H150V216L149 214H142L139 215L137 214ZM154 215V214H153ZM177 216V215H176ZM115 218H119V215L115 216ZM121 218V217H120ZM173 218V215H172ZM175 218V217H174ZM250 218V217H249ZM114 219V218H113ZM157 219V218H156ZM63 220V221H64ZM112 220V219H111ZM171 220V218H170ZM24 221V220H23ZM62 221V222H63ZM114 221V220H113ZM172 221V220H171ZM13 222V223H12ZM73 222V221H72ZM149 222V224L147 223ZM65 223V222H64ZM114 223V222H113ZM126 223V222H125ZM169 223V221H168ZM68 224V223H67ZM115 224V223H114ZM145 225V226H144ZM161 225V224H160ZM170 225V224H169ZM172 225V224H171ZM70 226V225H69ZM111 226H113L111 224ZM110 226V227H111ZM115 226V225H114ZM121 226V225H120ZM152 229H148L151 228ZM72 229V228H71ZM167 229V228H166ZM231 229V228H230ZM62 230V229H61ZM209 230V231H208ZM70 231V230H69ZM208 231V232H207ZM62 232V231H61ZM144 232V231H143ZM146 232V231H145ZM74 233V232H73ZM109 233V232H108ZM137 233V232H136ZM59 234V231H58ZM57 234V235H58ZM63 234V233H62ZM61 234V235H62ZM75 234V233H74ZM73 234V235H74ZM110 234V233H109ZM235 234V233H233ZM117 235V234H116ZM114 236V235H113ZM132 236V234H131ZM238 236V237H239ZM64 237V236H63ZM237 237V238H238ZM85 238V237H84ZM152 238V237H151ZM110 239V237H109ZM165 239V237H164ZM64 240V239H63ZM129 240V239H128ZM168 240V239H167ZM173 240L171 242H173ZM238 240V239H237ZM61 241V239H60ZM120 241V243H119ZM233 241V240H232ZM235 241V240H234ZM246 241V240H245ZM263 241V240H262ZM59 242V241H58ZM94 242V241H93ZM228 242V241H227ZM63 243V242H62ZM175 243V242H174ZM264 243V242H263ZM57 244V243H56ZM60 244V243H59ZM95 244V243H94ZM97 245V246H98ZM174 245V244H172ZM53 246V245H52ZM237 246V245H236ZM62 247V246H61ZM95 247V246H94ZM106 247V246H105ZM158 247V246H157ZM235 247V246H234ZM126 248V247H125ZM131 248V247H130ZM232 248V247H231ZM59 250V249H58ZM173 250V248H172ZM205 250V249H204ZM226 250V249H225ZM96 251V250H95ZM140 251V250H139ZM58 252V251H57ZM53 254V253H52ZM106 254V253H105ZM120 254V253H119ZM232 254V253H231ZM46 255V254H45ZM48 255V254H47ZM54 255V254H53ZM178 255V257L176 256ZM175 256V257H173ZM210 256V255H209ZM207 256V257H209ZM50 257V256H49ZM229 258V257H228ZM133 259V258H132ZM135 259V258H134ZM160 260V259H159ZM130 261V260H129ZM191 262V260H190ZM55 263V262H54ZM134 264V262H133ZM220 264H227V259L225 257H223V261L220 262Z\"/></svg>",
    "mask_w": 264,
    "mask_h": 264
}]
</instances>
